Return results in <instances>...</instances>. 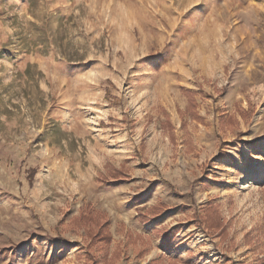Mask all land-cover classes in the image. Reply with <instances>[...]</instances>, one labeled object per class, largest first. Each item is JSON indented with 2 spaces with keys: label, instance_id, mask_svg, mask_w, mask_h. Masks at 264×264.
<instances>
[{
  "label": "rangeland",
  "instance_id": "rangeland-1",
  "mask_svg": "<svg viewBox=\"0 0 264 264\" xmlns=\"http://www.w3.org/2000/svg\"><path fill=\"white\" fill-rule=\"evenodd\" d=\"M158 259L264 264V0H0V264Z\"/></svg>",
  "mask_w": 264,
  "mask_h": 264
},
{
  "label": "trees",
  "instance_id": "trees-1",
  "mask_svg": "<svg viewBox=\"0 0 264 264\" xmlns=\"http://www.w3.org/2000/svg\"><path fill=\"white\" fill-rule=\"evenodd\" d=\"M185 91V89H183ZM223 120H228L232 125L237 124V120L233 117V115H227L223 117ZM223 127V126H222ZM34 173V169L31 170ZM122 169H115L110 174L111 177H121ZM204 222L205 226L211 230H220L219 233H225L224 223L221 218V215L218 211V208L212 202H207L204 209ZM160 212V208L158 205L149 206L146 208L144 213H139V217L142 220H146L147 215H155ZM72 223V227L82 226L85 228V232L87 237L90 239V242L93 244H104L108 245L112 239V235L110 232V222L107 214L103 211L94 209L91 205L85 204L81 207L79 214L73 216L70 220ZM177 229L173 228L172 231L175 232ZM107 256L103 258L107 260V262H114L117 257L119 258V254L117 251H113L112 255L106 259ZM175 260V259H173ZM150 264H165L164 260L158 259L153 260Z\"/></svg>",
  "mask_w": 264,
  "mask_h": 264
}]
</instances>
